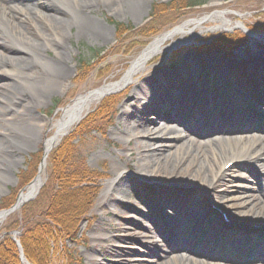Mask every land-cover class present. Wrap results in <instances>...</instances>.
Wrapping results in <instances>:
<instances>
[{
	"label": "rangeland",
	"instance_id": "obj_1",
	"mask_svg": "<svg viewBox=\"0 0 264 264\" xmlns=\"http://www.w3.org/2000/svg\"><path fill=\"white\" fill-rule=\"evenodd\" d=\"M132 2L142 3L143 6L141 11L135 16L125 13V7ZM259 3L264 8V0H201L198 5L186 8H181L180 0H96L95 10L88 15L95 17L106 27L105 37L88 35L80 31L79 16L76 14L70 19L69 25L62 27V38L64 39L62 42L67 47L65 57L68 66V77L65 81V88L61 87L62 83L60 82L49 85H43V83L37 84L38 90H41V93L38 94L28 88L30 97L37 103L32 113L42 118L44 121L41 128L40 126L39 128L38 126L30 127L28 130L30 139H19L13 134V132H15V127L13 126L12 119L0 116V146H9L10 149L14 150L12 154L8 152L0 154V163L3 165V170H0V211L5 209L3 206L7 202H12V200L14 202L19 192L25 190L26 186L38 175L37 170L42 159L43 142L46 138L52 137L55 133V128L49 126V123L56 122V120L60 118L62 110L72 104L77 96L95 91L109 82L119 81L129 68L131 62L137 58L149 42L155 38L156 35L146 39L138 31L143 25L153 21L151 19L153 4L165 5V10L169 11V13L176 14L178 17V21L174 25L158 34L170 30L172 31L175 26L178 27L188 20H194L189 30H194L196 36L192 39L190 33H185L183 35L176 33L173 39L167 37L161 45L162 49L150 56L147 63L144 65V70L133 75L127 83L115 90L109 91L97 101L92 102L89 108L83 111L77 122L57 141L56 146H58L64 138H67V140H69L67 142L69 143L68 148L71 150L72 156H74L76 160L83 161L84 166L92 170V172L98 173L101 179L98 182L100 188L98 189L92 206L78 222L76 236L72 240H66L63 243L65 251L63 247L54 250V254L51 258L52 264H87L86 252L93 245V235L91 232L98 226L100 218L108 219L109 222H105V225L101 227L102 230L98 237V241L93 245L95 249L99 245L101 248L105 247L104 243L101 241V239L106 236L104 233H109L106 238H112L117 241L124 235L119 230L123 221L126 219H136V222L140 223L142 227H148L150 234L155 236L150 240L152 243L140 237L137 233L140 231H136L129 235L132 236L130 237L132 241H129L130 244H128L131 247L129 248L130 250H126V248L122 247L119 248V251L130 252L132 250L133 255L150 256L147 258L150 263L156 260L152 259L157 258V255H155V246H166V244L161 242L159 236L156 237L155 233L157 231L156 228H154L155 226L134 214L133 210H130V208L129 212L118 214L117 216H115V212L112 211L113 206L119 212L125 211L124 208L128 205H133L139 210H145L144 205H141L137 198L139 195L144 196L146 201L150 203V206L152 205V213H154L156 217L166 220L169 223V233L172 236H175L177 227L180 226L179 222H181V219L179 213L174 210V207H168L166 204L158 202L156 203L157 198L162 197L164 199L177 192L183 196L181 198L182 201H189L192 204L194 203V206L196 205L202 209L205 222H212L214 225L220 226L219 229L222 230V232L214 239L210 240L208 246L205 247V250H211V252L214 253H216L214 247L216 246L217 238L230 236L229 238L227 237V240L233 242L237 240L236 237L241 238L245 235L253 237L254 234L252 230L254 229L264 230V225L255 223V216L238 213L242 201H248L252 204V199L255 198L257 200L261 198L258 184L262 179L264 180V169L256 163L264 164V157L260 158L258 162L252 159L227 162L223 167L225 175L221 178H217L212 183H210L208 179L206 181H200L194 177L191 179V175H193L192 171L187 173L180 170H176V172H179V175H176L174 178L176 179L174 180L175 182L168 183L167 179H169V177L167 175L173 176L175 173L169 172L166 169H161L156 172L154 175L156 181L148 183L143 180H138L133 176L132 171L135 168L132 165V160H128L127 152V141L130 139L116 130L122 110L121 106L125 100L129 98L130 91L125 90L126 85L129 84L132 86L140 82L146 72H156V70L160 68L168 69L171 65H175L184 56L189 54L195 55L201 60L213 57L219 60H229V53H233V59L238 65H234L232 68L233 70L235 67L242 66L243 63L248 61L247 59L252 58V55L255 53L254 51L261 54L260 52L264 50V47H257L252 44L253 39L244 33L241 28L219 29L217 28L220 24L219 21L211 17L213 12H224V16L232 22L240 21L252 32L263 35L264 32H261L264 31V24L261 23L263 16L256 15L258 14V9L256 8ZM53 4L59 5L54 2ZM158 15L163 16L164 13L159 12ZM158 15H156V17ZM161 22H164L163 18ZM115 23H120L124 25V27L128 25L131 26L132 32L118 33L114 25ZM35 24L40 30L45 31V26L41 21H36ZM24 28L32 34L33 30L31 26H26ZM223 32L236 33L242 41L226 51H209L210 49L204 50L202 46H193V44L203 43L207 38L214 37ZM178 38H180L179 43L171 45L174 39L176 40ZM144 40L148 41L146 44L142 45ZM0 42L1 45L6 48L12 50L17 48L14 41L8 37L7 33H4L1 26ZM168 46H170V48H168ZM44 55L47 60L53 59L52 51L45 52ZM92 58L95 59L93 62H90ZM80 60L85 61L87 65L85 70L80 69V66H82L79 63ZM202 68L206 69L205 66H202ZM101 70H104L102 75L100 74ZM230 77L231 78L224 80L222 79L226 89L224 92L222 91V100L214 103L216 108L220 107L223 109L225 105L231 108V115L226 118V127H229L234 121L236 125H245V122L251 119L249 115H247V110L256 112L261 117H264V105L260 104L253 96L252 91L243 85V80L249 79L251 76H246V74L243 73L238 75L235 74L234 77ZM20 86L26 88L22 84H20ZM195 90L199 94L197 99L198 102H196L198 112L212 115L214 113V108L209 105L211 103L206 97L207 90L200 82L197 83ZM106 97H111L112 102L109 104L110 107L102 111L103 116L92 120L96 107L101 104ZM223 100L224 102L221 103ZM0 105L6 108L10 107L8 104L0 103ZM151 106L150 104H145L142 110L149 113L152 109ZM164 108L167 110L168 114H170L173 121L176 120L173 113L177 115L181 112L182 116H188L191 114L190 111L192 110L191 107H186L184 111L181 109L179 112L178 110L174 111L173 109H168L167 105H164ZM150 116L151 115H148V117ZM150 119L155 120L158 126L167 124L160 118ZM212 123L211 120H208V123L205 122L199 125V127L202 129L204 128L205 131L203 132L201 130L197 133L193 131L188 124L171 122L170 125H177L178 128H182L185 131V133H182L185 134L184 138L178 141L170 139V144L172 145L170 146L171 150H176L182 142L187 143L189 140L199 143L203 149H206L207 145L209 143H214L215 140L221 141L225 137L232 138L235 135H237V137L239 135L240 137L249 136L246 139H249L252 134L256 135V138H260L258 139V143H261L264 139V133H255L252 129L247 132H240V134H236L238 132L217 133L211 130L210 125L212 126ZM261 123L264 122L262 121ZM152 134H156L155 130L152 131ZM217 137L219 138L216 139ZM241 140L243 141L244 138ZM217 143L218 142H216V144ZM130 144H133L132 140H130ZM53 148H55V146ZM115 162L121 163L122 165L125 163V171L130 172L129 183L132 192L129 191L126 199L127 202L119 200L118 203H113L111 202L112 197L110 194L103 193L108 182L112 178L111 166ZM214 165H218V162ZM50 172L52 171L49 157L47 156L44 170L41 172L42 185H44L48 179ZM189 181L194 183H189ZM162 187L163 189H161ZM104 202L107 208L109 207L108 209L102 206ZM13 213H18V211ZM8 216L0 222V239H5L7 237L14 244L15 241H18L21 245L20 233L14 236L11 233L13 230H4L5 224L12 221L8 219ZM110 226L112 227L110 228ZM116 244L117 243H114V246ZM201 245L200 248H202L204 244ZM113 250L115 251L116 248ZM16 251L18 253L17 248ZM169 255L170 254L160 256L155 263H159V261L163 259L161 257H166L165 259L169 260ZM99 261V264H134L131 263V261L119 260L106 256L101 257ZM252 262H243L240 264H251ZM92 263L93 262L90 264Z\"/></svg>",
	"mask_w": 264,
	"mask_h": 264
},
{
	"label": "bare ground",
	"instance_id": "obj_2",
	"mask_svg": "<svg viewBox=\"0 0 264 264\" xmlns=\"http://www.w3.org/2000/svg\"><path fill=\"white\" fill-rule=\"evenodd\" d=\"M53 2L59 5L53 4ZM142 7V3L139 2L129 3L125 7V13L135 16L141 11ZM95 8L96 0H0V26L17 46L16 49L12 50L2 46L0 42V103L10 105L9 108L0 105V116L12 119L15 127V132H13L15 137L30 139L28 131L30 127L38 126L39 128L40 126L41 128L44 123L42 118L32 113L37 103L30 97L28 88L38 94L41 93V90H38L37 84L49 85L60 82L62 88L66 86L68 66L65 55L67 47L62 42L64 40L62 38V27L69 25L70 19L76 14L79 16L80 31L93 36H106V27L95 17L88 15ZM211 17L219 21L220 24L217 26L219 29L238 27L246 29L240 21L232 22L226 18L224 12H213ZM36 21H41L44 24L45 31L36 26ZM193 21L188 20L172 31L154 38L141 54L131 62L119 81L109 82L95 91L77 96L72 104L62 110L61 116L56 122L49 123V126L55 128V133L52 137L44 140L43 148L46 150L52 147L77 122L83 111L88 109L92 102L97 101L105 93L127 83L133 75L144 70V65L150 56L162 49L161 45L167 37L173 39L176 33L181 35L190 33L192 39H194V36H196L194 30H189ZM26 26H31L32 34L25 30L24 27ZM247 33L253 39L252 44L257 47H264V34ZM176 40L174 39L171 45L179 43L180 38ZM48 51L53 53L52 60L45 58L44 53ZM254 52L252 58L247 59V62H249L248 67H250L248 69L239 66L232 70L234 65L238 66L233 59V53L228 54L229 60H219L216 57L201 60L197 56L189 54L168 69L160 68L156 72H146L140 82L132 86L126 85L125 90L130 91L129 98L121 106L122 110L116 130L133 141V144H130V140L127 141V152L128 160H132V165L135 168L132 171L135 178L148 183L155 182L154 175L156 172L166 169L175 173L173 176L167 175L169 177L167 179L168 183L175 182L176 179L174 178L179 175L176 170L187 173L192 171L191 179L193 177L200 181L208 179L212 183L217 178L225 175L223 167L227 162L241 159H252L258 162L260 158L264 157V139L261 143H258L260 138H256V135L253 134L250 135L249 139H246L249 136L240 137L239 135L237 137L235 135L232 138L225 137L221 141L215 140L214 143H209L206 149H203L199 143L192 140L187 143L182 142L174 151L170 148L172 146L170 139L178 141L185 136V134H182L185 131L178 128L177 125H170L171 122L188 124L197 133L201 130L205 131L199 125L205 122L208 123V120L213 122L212 126L210 125L211 130L217 133L238 132L236 134H240V132H247L251 129L255 133H264V123H261L264 122V117H261L258 113L247 110V115L251 119L248 118L249 120L245 122V125H236L234 121L229 127H226V118L231 115V108L226 105L223 109L216 108L214 104L222 100V93L226 89L223 80L231 78L230 76L234 77L235 74L243 73L246 76H251L249 79L243 80V85L253 92L255 99H258L260 103H264V50L260 52L262 55L256 51ZM253 65H255L256 70ZM202 66H205L206 69H203ZM198 82L207 90L206 97L211 103V107L214 108L212 115L203 114L197 110L196 102H198L199 94L195 89ZM20 84L26 88L21 87ZM223 102L224 100L221 103ZM145 104L152 105L149 113L142 110ZM164 105H167L168 109L178 110L179 112L181 109L184 111L186 107H191V114L182 116L181 112L177 115L173 113L176 117V120L173 121ZM148 115L151 116L148 117ZM150 118H160L167 124L158 126L156 121ZM154 130L156 134H152ZM242 138H244L243 141ZM216 142L218 143L216 144ZM7 152L12 154L14 150L10 149L9 146L1 145L0 154ZM216 162H218V165H214ZM124 164L118 162L112 164V178L103 192L110 194L113 203H118L119 200L127 202V195L131 191L130 172L125 171L126 166ZM256 164L264 169V164ZM0 166V170H3L2 163H0ZM44 166L45 160L39 168L36 179L20 192L21 199L35 192L41 182V172L44 170ZM189 183L194 182L189 181ZM258 189L261 198L252 199V204L248 201H242L238 213L255 216V223L264 225L263 179L258 184ZM182 197L180 193L175 192L170 197L156 199V203L174 207V210L179 213L181 222H179L180 226L177 227L175 236L169 233V223L152 213V205L150 206V203L142 195L137 198L141 205H144L145 210H139L133 205H128L124 208L125 211L119 212L114 206L112 211L117 216L129 212L130 208L134 214L155 226L156 237L159 236L161 242L166 244V246L156 245L155 255L160 258L162 255L170 254L169 260H166V257H161L163 259L157 264H240L237 261L242 260V263L253 261L251 264H264L263 241L250 239L253 237L247 235L241 238L236 237L237 240L233 242L227 240L229 236H227L228 238L225 237L223 242L214 248L216 253L205 250L208 242L218 236L222 230L219 229L220 226H216L212 222L206 223L202 209L196 205L194 206V203L182 201ZM102 206L107 208L105 202ZM105 222L108 223L109 220L100 218L98 226L92 230L93 245L98 241L101 227L105 225ZM119 230L124 234L121 239L116 241L112 238H106L109 234L106 232L104 233L106 236L101 239L105 247L101 248L99 245L95 249L92 245L89 248L86 252L87 264L91 262H93L92 264H99V259L105 256L131 261L134 264H156L157 258H152L156 260L150 263L147 259L150 256L133 255L132 250L130 252L119 251V248L122 247L130 250L131 247L128 244H130L129 241H132V238L130 239L132 236H129L132 232L140 231L137 232L139 236L150 242L155 236L150 234L148 227H142L140 223L136 222V219H126L120 225ZM114 243L117 244L114 246ZM201 244H204L202 248H200ZM112 248H116V250L114 251ZM229 260H234V262Z\"/></svg>",
	"mask_w": 264,
	"mask_h": 264
},
{
	"label": "trees",
	"instance_id": "obj_3",
	"mask_svg": "<svg viewBox=\"0 0 264 264\" xmlns=\"http://www.w3.org/2000/svg\"><path fill=\"white\" fill-rule=\"evenodd\" d=\"M180 1L181 8L195 6L201 2ZM164 7L165 5L153 4L151 13L153 21L138 30L146 39L178 21L177 15L169 13ZM256 9H258L256 15L263 16L261 22L264 23V8L259 3ZM159 12L164 15H158ZM114 25L118 33L132 32L129 25L127 27L120 23ZM237 39L240 41L236 33H222L213 38L206 47L214 50L228 49L236 44ZM147 41L144 40L142 45ZM94 59H90V62ZM79 63L82 65L80 69L85 70L87 66L85 61L80 60ZM103 73L104 70H101L100 74ZM111 102V97L104 98L96 107L92 120L103 116L102 111L110 107ZM68 141L64 138L50 151L48 157L52 172L48 179L34 199L22 205L18 213L8 216L12 221L4 226V230H20L23 254L31 264H52L54 250L63 247L66 240H72L76 236L78 222L89 211L100 188L98 182L101 176L86 168L83 161L72 156ZM12 202H7L3 208L9 207ZM63 249L65 251L64 247ZM0 264H20L16 246L7 237L0 239Z\"/></svg>",
	"mask_w": 264,
	"mask_h": 264
},
{
	"label": "water",
	"instance_id": "obj_4",
	"mask_svg": "<svg viewBox=\"0 0 264 264\" xmlns=\"http://www.w3.org/2000/svg\"><path fill=\"white\" fill-rule=\"evenodd\" d=\"M177 26H175L174 28H176ZM173 28V29H174ZM239 28H241V27H239ZM172 29V30H173ZM241 30L244 32V33H246L247 35H249L247 32H252V31H250L249 29H243V28H241ZM171 31V30H170ZM170 31H167V32H170ZM167 32H165V33H167ZM255 33V32H254ZM162 34H164V33H162ZM161 34V35H162ZM253 35V34H252ZM160 36V35H159ZM250 36V35H249ZM248 63L249 62H245V63H243L242 64V67H247V69L248 68H250V67H248ZM254 66V69L256 70V68H255V65H253ZM251 68H253V67H251ZM224 82V81H223ZM80 118V117H79ZM78 118V119H79ZM55 145V144H54ZM53 145V146H54ZM52 146V147H53ZM52 147H49V148H47L46 150L43 148V151H42V159H41V161H40V164H39V167H41V165H42V162H43V160H44V158L46 157V155L48 154V152L50 151V149L52 148ZM39 170V169H38ZM37 177V176H36ZM36 177L33 179V180H35L36 179ZM42 181L38 184V186H37V188H36V190H35V192H33L32 194H30V195H28L27 197H25L24 199H21V197H20V192H19V194L17 195V197H16V199H15V201H14V203L9 207V208H7V209H4V210H1L0 211V222L4 219V218H6V216L8 215V214H10V213H12V212H14L15 210H18L25 202H27V201H30V200H32L35 196H36V194L38 193V190H39V188H40V186L42 185ZM254 232H257L258 231V233H261V234H263L264 235V230H256V229H254L253 230ZM14 236H16V235H18L19 234V231H12L11 232ZM15 244H16V246H17V248H18V253H19V259H20V262H21V264H29L28 262H27V260L24 258V256H23V253H22V249H21V246H20V244H19V242L18 241H15Z\"/></svg>",
	"mask_w": 264,
	"mask_h": 264
}]
</instances>
